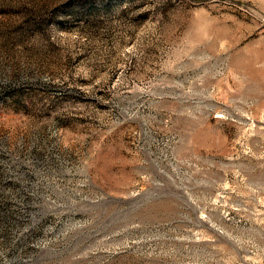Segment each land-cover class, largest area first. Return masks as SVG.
Instances as JSON below:
<instances>
[{
    "label": "rangeland",
    "instance_id": "1",
    "mask_svg": "<svg viewBox=\"0 0 264 264\" xmlns=\"http://www.w3.org/2000/svg\"><path fill=\"white\" fill-rule=\"evenodd\" d=\"M0 264H264V0H0Z\"/></svg>",
    "mask_w": 264,
    "mask_h": 264
}]
</instances>
